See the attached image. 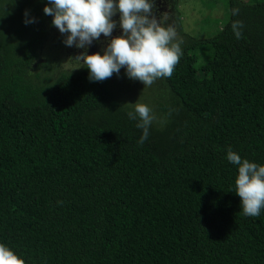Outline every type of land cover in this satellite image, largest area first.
Masks as SVG:
<instances>
[{
	"label": "trees",
	"instance_id": "16d2710c",
	"mask_svg": "<svg viewBox=\"0 0 264 264\" xmlns=\"http://www.w3.org/2000/svg\"><path fill=\"white\" fill-rule=\"evenodd\" d=\"M45 6L0 0V243L25 264H264V208L243 214L227 160L264 165V0H229L205 38L171 1L181 56L132 98L143 144L109 78L44 58Z\"/></svg>",
	"mask_w": 264,
	"mask_h": 264
},
{
	"label": "clouds",
	"instance_id": "9594fccd",
	"mask_svg": "<svg viewBox=\"0 0 264 264\" xmlns=\"http://www.w3.org/2000/svg\"><path fill=\"white\" fill-rule=\"evenodd\" d=\"M49 3L51 7L45 6L43 11L53 17L52 23L61 33L68 34L64 43L82 49L98 40L101 34L111 35L116 27L111 17L119 11L123 34L112 38L102 55L81 53L76 57L83 61L92 81L108 79L124 67L129 78L141 81L144 87L151 86L158 78L171 77L179 63L182 41H177L174 27L163 26L151 15L150 0H117L116 3L113 0H49ZM238 13V8L232 9L233 15ZM232 28L239 39L241 22L233 23ZM128 118H139L137 127L143 130L139 143L143 144L155 118L151 109L137 103L134 111L128 112ZM227 160L238 165L235 193L240 198L243 214L258 216L264 208V165L242 160L230 148ZM0 264H25V261L0 243Z\"/></svg>",
	"mask_w": 264,
	"mask_h": 264
},
{
	"label": "rangeland",
	"instance_id": "374dc122",
	"mask_svg": "<svg viewBox=\"0 0 264 264\" xmlns=\"http://www.w3.org/2000/svg\"><path fill=\"white\" fill-rule=\"evenodd\" d=\"M172 0L161 1L156 0L153 3V9L151 15L154 16L158 22L163 26H173L169 20L172 16V6H170ZM176 3L178 12L181 17V28L184 34L191 35L192 38H205L216 34L221 29L224 23L228 20V2L229 0H173ZM202 3H206V9H202ZM161 4V5H160ZM116 23V27L112 30L110 36L105 37L103 34L98 40H93L90 45L85 48H77L75 45L69 47L64 41L67 38V33H61L57 28H49L53 37L49 42H46L44 58L52 59L56 62L59 69H68L71 67L80 66L83 61L76 59L81 53L91 55L94 53L103 54L104 49L112 38L121 36L123 31L120 27V13L117 10L111 17ZM176 30V28H175ZM177 32V30H176ZM177 32V39L179 37ZM62 48L61 49H56ZM41 62V61H40ZM42 63V62H41ZM110 87L115 93L117 99H124V103L137 104L139 101H143V98L139 101H133L132 98H136L140 94L145 95V89L143 84L137 79H131L126 74V68L121 67L119 73H113L109 78ZM136 91L139 92L136 94ZM147 91V90H146ZM132 95V97H131ZM142 97V96H141ZM137 100V98H136Z\"/></svg>",
	"mask_w": 264,
	"mask_h": 264
}]
</instances>
